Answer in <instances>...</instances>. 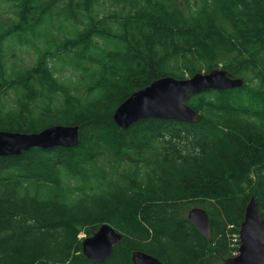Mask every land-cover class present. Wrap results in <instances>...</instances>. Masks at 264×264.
Masks as SVG:
<instances>
[{"label": "trees", "instance_id": "obj_1", "mask_svg": "<svg viewBox=\"0 0 264 264\" xmlns=\"http://www.w3.org/2000/svg\"><path fill=\"white\" fill-rule=\"evenodd\" d=\"M213 69L244 85L192 94L193 122L114 123L154 79ZM56 123L78 144L0 156V264H223L251 196L264 218V0H0V130ZM104 223L121 241L89 259Z\"/></svg>", "mask_w": 264, "mask_h": 264}, {"label": "water", "instance_id": "obj_2", "mask_svg": "<svg viewBox=\"0 0 264 264\" xmlns=\"http://www.w3.org/2000/svg\"><path fill=\"white\" fill-rule=\"evenodd\" d=\"M240 78L231 77L223 69L197 72L187 78L164 76L154 79L146 86L135 90L114 110L112 119L120 128L143 118H160L193 122L197 112L185 101L196 93L207 90H223L242 87ZM79 142L77 125H52L38 132L22 133L0 130V156L18 155L33 147H72ZM187 217L204 235L209 233L207 212L199 207L191 208ZM241 245L239 254L225 259L223 264L264 263V218L261 216L254 196H251L239 226ZM121 241V234L110 224L100 225L98 230L82 240L83 254L93 260L103 261ZM132 264H163L158 258L141 250L131 254Z\"/></svg>", "mask_w": 264, "mask_h": 264}, {"label": "bare ground", "instance_id": "obj_3", "mask_svg": "<svg viewBox=\"0 0 264 264\" xmlns=\"http://www.w3.org/2000/svg\"><path fill=\"white\" fill-rule=\"evenodd\" d=\"M102 12V11H101ZM100 13V12H99ZM10 43V40L9 42ZM190 98V97H189ZM188 104V103H187ZM198 114V113H197ZM174 121V120H173ZM57 124V123H56ZM80 135V134H79ZM80 137V136H79ZM157 146V144H156ZM137 153V152H136ZM139 154V153H138ZM131 155V154H130ZM140 168V167H139ZM59 173V172H58ZM128 173V172H127ZM105 182V181H104ZM98 184V183H97ZM91 185V184H90ZM96 190V189H95ZM42 194V193H41ZM95 195V194H94ZM98 195V194H97ZM56 198V197H55ZM188 218V217H187ZM209 234V233H208ZM92 236V235H91ZM231 246L234 248L232 250L236 251L238 254H239V248H240V245H241V241H240V236L238 233H232L231 234ZM151 255V254H150ZM153 256V255H152ZM155 257V256H154Z\"/></svg>", "mask_w": 264, "mask_h": 264}, {"label": "rangeland", "instance_id": "obj_4", "mask_svg": "<svg viewBox=\"0 0 264 264\" xmlns=\"http://www.w3.org/2000/svg\"><path fill=\"white\" fill-rule=\"evenodd\" d=\"M36 57H37L36 53H34V52H32V51L29 52L28 55H25V61H24L25 66H31L32 63L35 62ZM189 209H190V208H189ZM189 209H188V210H189ZM80 235H81V234H80ZM81 236H82V235H81Z\"/></svg>", "mask_w": 264, "mask_h": 264}, {"label": "built area", "instance_id": "obj_5", "mask_svg": "<svg viewBox=\"0 0 264 264\" xmlns=\"http://www.w3.org/2000/svg\"><path fill=\"white\" fill-rule=\"evenodd\" d=\"M233 253L235 254V253H236V251H233Z\"/></svg>", "mask_w": 264, "mask_h": 264}]
</instances>
